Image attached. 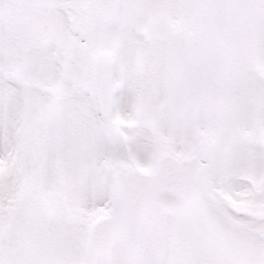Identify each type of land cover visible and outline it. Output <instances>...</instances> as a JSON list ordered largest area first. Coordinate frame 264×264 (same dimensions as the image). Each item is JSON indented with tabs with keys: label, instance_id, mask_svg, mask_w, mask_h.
I'll return each mask as SVG.
<instances>
[{
	"label": "snow or ice",
	"instance_id": "snow-or-ice-1",
	"mask_svg": "<svg viewBox=\"0 0 264 264\" xmlns=\"http://www.w3.org/2000/svg\"><path fill=\"white\" fill-rule=\"evenodd\" d=\"M0 264H264V0H0Z\"/></svg>",
	"mask_w": 264,
	"mask_h": 264
}]
</instances>
